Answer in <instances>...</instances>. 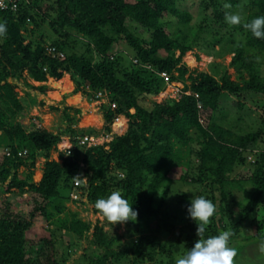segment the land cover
Segmentation results:
<instances>
[{
	"label": "trees",
	"instance_id": "trees-1",
	"mask_svg": "<svg viewBox=\"0 0 264 264\" xmlns=\"http://www.w3.org/2000/svg\"><path fill=\"white\" fill-rule=\"evenodd\" d=\"M239 1L200 0L199 3L213 9L214 20L222 22L225 5L234 8ZM245 3L248 8L245 20L264 15V0H245ZM170 16L188 29L191 16L177 7V0H20L16 11L0 10V22L7 27L6 35L0 38V145L9 149L0 161V186L4 187V192L34 195L27 216L10 212L8 203L0 206V264L66 263L57 250L52 231L49 236L39 239L40 245L36 249L27 250V242L35 238L29 234L31 227L40 217L52 220L56 227L65 228L67 233L79 239L93 230L91 243L94 252L87 257V264H128L124 260L129 258V253L135 254L131 264H144L148 260V264H162L157 257L159 250L167 254V264H176L177 258L172 253L174 244L158 249L157 238L148 232L147 226L157 220L159 229L174 230V220L178 216L168 212L167 198L177 179L178 163L182 162L179 165L188 168L192 155L197 160L195 173L184 172L178 179L208 187L207 199L214 204L219 200L216 213L207 226L209 236L218 234V227L226 230L230 225L234 238L264 201V149L259 142L264 139L263 129L241 134L212 121L224 92L240 96L247 91L264 96V77L259 76L254 65L257 57L264 62V40L254 38L240 25L233 26L244 31L245 42L237 45L231 64L238 69L244 66L247 78L240 70L235 80L227 72L219 78L205 72L193 75L182 62L188 52L189 65L196 61L191 53L192 42H186L189 38L187 33L184 32L185 36L180 39L178 33L169 29L166 19ZM44 21L57 38L51 39L43 32L39 39L25 42L26 34L21 30L28 32L29 22L39 28ZM200 30L198 27L193 36L196 37ZM146 32L148 36H141ZM48 47H54L63 56H53L54 52L49 53ZM245 54V63L237 65ZM26 68L38 82L46 81L48 76L60 79L64 71L70 75L76 91H83L89 97L92 94L86 88L93 95L98 91L104 92L108 100L101 103V107L104 108L107 132L111 131L117 115L122 114L114 125L122 128L123 120L126 123L128 118L127 131L105 143L107 149L103 144L85 146L81 157L85 168L79 178H86V181L79 185V189L82 194L87 193L88 200L94 204L98 198L120 191L138 211L137 220L126 224L137 231L139 239L117 249L122 245L117 234L108 233L103 225L82 220L77 212L68 209L65 202L81 200L70 197L75 189L73 181L76 176L72 168L76 163L68 158H64L62 163L47 160L38 184L31 181V172L22 177L18 174L22 166L33 167L36 158L48 159L50 150L60 144L66 133L61 130L52 134L45 129L27 131L22 124H6L7 115H17L23 108L21 98L17 97L16 85L7 78H18ZM173 71L178 73L177 76L172 75ZM163 72L169 81L190 79L191 84H185L184 91L192 93L182 92L178 98L161 102L149 100L151 106L144 107L140 99H151L163 91ZM63 83L73 89L67 77ZM38 90L42 91V87ZM78 96L81 95L76 93L71 98ZM31 101L36 99L31 98ZM111 103H115V109L110 107ZM238 107L242 108L243 104L239 103ZM203 114L210 116L206 126L200 122ZM261 122L264 123V112ZM92 132L88 129L78 133ZM192 132L197 135L192 137ZM68 133L73 137L77 135L76 130ZM174 144L186 146L187 151L182 152L178 147L175 151ZM76 153L78 149L73 150L70 156L74 157ZM184 154L186 162L179 159ZM250 154L255 155L251 174L247 178L233 176L235 168L245 165ZM121 174L124 179H120ZM246 182L251 185L250 189L244 187ZM234 189L244 191L246 195V203L239 205L237 214L229 205ZM178 193L186 211L190 203L188 194ZM61 212L65 213L64 218L58 217ZM225 219L227 224L223 222ZM185 220L180 230L182 232L185 228L188 232L185 246L189 250L198 239L194 234L197 225L191 222L188 214ZM251 238L261 241L264 233L257 232L247 239ZM242 242L236 241L232 247L238 249Z\"/></svg>",
	"mask_w": 264,
	"mask_h": 264
},
{
	"label": "rangeland",
	"instance_id": "rangeland-1",
	"mask_svg": "<svg viewBox=\"0 0 264 264\" xmlns=\"http://www.w3.org/2000/svg\"><path fill=\"white\" fill-rule=\"evenodd\" d=\"M128 1L133 2L136 0ZM199 2L200 0H177V7L182 11L188 12L191 16L188 29L179 25L176 18L172 16L166 19L167 22H169V29L178 33L180 39H183L185 32L189 37L186 42H192L193 50L191 53L195 57L196 61L192 65H189L187 62L188 52L183 56L182 62L187 66L189 73H192L193 75L205 72L219 78L220 75L227 72L231 79L235 80L237 79V74L240 70L244 77L247 78L248 72L244 66L241 65L238 69V67L231 64L233 57L235 56L237 45L239 43L244 44L245 42L244 31L234 29L233 26L226 24L224 19L222 22H216L213 17V9L201 5ZM230 8L225 7V11L239 12L243 18L248 12L245 0H240L237 7ZM27 27L29 30L28 32L21 30L23 34H26L25 42H28L30 39H39L42 37L43 32L47 35L49 34L51 39L57 38V35L52 33L50 30L51 28H49V24L45 21L42 22L39 28L35 27L30 22ZM198 27H201V30L198 31L200 33H197L195 37L193 36V33L197 31ZM185 29L186 31H183ZM141 36L146 37L148 36V33H143ZM246 55L247 54H245L242 58L243 60L240 59L238 61L237 65L245 63L244 59ZM257 58L259 59L254 65L257 68L259 76L264 77V62L260 57ZM177 74L178 73L176 71L172 72V75L174 76H177ZM65 77L72 82L73 89L71 85L63 83ZM7 80L16 85L15 90L17 91V97L21 98L23 105V108L19 113H17V115H7L5 118L7 125L17 126L22 124L27 131L45 129L52 134H57V132H60L61 130L66 132L62 137L60 144L50 150L48 159L38 157L34 161L33 167L22 166L19 168L18 174L21 177L22 175H25L26 172H31V181L35 184H38L42 178L44 166L47 160H55L62 163L64 158H68V160L76 163V167L74 166L72 168V173L76 176L73 184L78 181L80 185L82 182L86 181V178L83 180L79 178V175L85 168V164L81 162L85 146H102L101 144H103V146L107 149L108 146L105 143L111 141L115 135L124 134L128 129V118H126V123L123 120V128L121 125H114L117 121L116 119V121L114 120L111 124V131L107 132L105 130V120L103 116L104 108L101 107V103H106V100L90 101L88 99L89 96L84 94L83 91H76L70 75L64 71L60 79L48 76L46 81L38 82L30 76V73L26 68L22 71L18 78L15 79L10 76ZM185 84L190 86V79H186L185 82L172 80L165 83L163 91L159 92L156 96L151 97V99L147 97L146 99H140V103L144 107L149 108L151 106L149 100L161 102L169 98H178L182 92L191 94L192 92L189 90L184 91ZM39 87H42V91L38 90ZM76 93H79L81 96L71 98V96ZM31 98H35L36 101L32 102ZM239 103L243 104L242 108L238 107ZM199 106H201V104ZM263 109L264 96L261 94L246 91L242 92L240 96H237L224 92L220 97L218 109L215 111L212 121L219 124L223 128L231 131L233 130L241 134L245 133V131L248 132L256 129H263L264 131V123L261 122L264 112ZM117 116L119 117L120 115ZM209 120L210 116H208V114L200 116V122L205 126ZM88 129H92L93 132L91 134L85 133V135L78 133L79 131H86ZM70 130H76L77 135L74 137L71 136L68 133ZM194 135H197V133L192 132V137H194ZM85 137H87L88 140H86V143H82V140ZM259 142L263 150L264 139ZM69 146H71L70 149ZM177 147L178 145L174 144V149ZM178 148L182 150V152L187 151V148L184 145L179 146ZM75 149H78V153H76L74 157H71L70 154ZM176 150L178 149H175V151ZM8 151L9 149H7L5 145H0V161L3 159L4 154H7ZM21 154L24 155V151H22ZM184 156L185 154L179 159L186 162L187 158H184ZM254 161L255 156H249L246 164L243 166H237L232 175L247 178L251 174V163ZM179 163L181 164L182 162ZM179 163L175 176L177 179L172 185V191L170 192L166 203L168 212L172 215L176 214L178 216L177 219L174 220V223L176 224L174 230L167 231L164 228L159 229L157 220L149 222L147 226L149 228L148 232L157 238L156 243L158 249L161 248L162 250L163 248H167L170 243L174 244L172 253L177 259L188 251L185 246V237L188 232L185 228L182 229V232L180 230V227H182V225L187 221L185 220L187 213L184 211L181 199H178L179 193L176 194V192H186L189 199L196 196H204L206 198L209 196L208 187H203L200 184H194L189 181L183 182L178 179L180 174L184 172H188L190 175L195 173L194 167L197 163L195 155L191 156L190 166L188 168L183 165H179ZM6 183H8V181H6ZM79 185L75 186L74 184L75 189L71 191L70 197L74 200L81 198V200L75 202H65L69 210L77 212V216L82 220L91 222L92 224L103 225L104 230L108 233L117 234L119 237L118 242L122 244L117 249H120L123 245L125 247L127 243L131 244V242L135 239H139V234L136 233L137 231H135L134 228H130L126 222H118L112 226L108 221H106L99 211L95 210L94 203L88 200L86 195L87 193H81L82 191L79 189ZM244 187L246 189H250L251 185L246 182ZM3 188V186H0V206L4 203H8L10 205V212L27 216L33 202L32 198L34 195L29 192H25L20 195L15 194L14 192H4ZM245 203L246 195L244 191L234 189L233 199L229 200L231 210L237 214L240 209L239 205L241 204L243 206ZM215 205L216 208H218L219 200H217ZM58 217L64 218L65 213L61 212L58 214ZM180 218L183 220L180 221ZM235 220H237V217ZM191 222L195 223L193 220H191ZM223 222L227 224L226 219ZM218 230L219 233L224 229L218 227ZM226 230H230V225H227ZM51 231L56 240V247L59 254H62L66 259L65 264H87V257H89V254L94 252V245L91 243L93 230H90L83 238L79 239L67 233L65 228L59 229L56 227L54 223H52V220L50 222V220L48 221L43 217L36 218L33 222V226L31 227L29 234L35 238L33 240L30 239L27 242V250L31 251L36 249L40 245L39 239L44 236H49ZM125 231L127 232L125 233ZM257 232L260 234L264 233V201L259 205L257 211L251 215V219L244 222L242 228L239 230V233L231 239L232 241H230L231 247L235 245L234 243L236 241H243L238 246V249L235 248L237 255L234 258V264L264 263V253L259 251L260 240L252 238L247 239L250 235H255ZM206 234L209 236L208 231ZM128 255L129 258H125L124 262L131 264L135 254L129 253ZM157 257L161 259L162 264H167V261H169L167 254L161 252L160 250L158 251ZM148 261H144V264H148Z\"/></svg>",
	"mask_w": 264,
	"mask_h": 264
},
{
	"label": "clouds",
	"instance_id": "clouds-1",
	"mask_svg": "<svg viewBox=\"0 0 264 264\" xmlns=\"http://www.w3.org/2000/svg\"><path fill=\"white\" fill-rule=\"evenodd\" d=\"M225 7L231 6L226 4ZM224 20L229 26L240 25L246 31H249L254 38L264 40V15H257L250 20H245L239 12H226ZM6 32V24L0 22V38H3ZM164 81L165 83L170 82L169 79L168 81ZM86 90L93 96L91 90L88 88ZM88 99L90 101L92 100L90 97ZM93 100H106L107 102L108 99ZM117 117H115V121ZM251 155L253 154L249 156ZM124 178V175L121 174L120 179ZM131 205L120 191H113L106 198H98L95 201L94 207L113 226L118 222L125 223L127 221L137 220L138 211ZM186 212L188 217L197 224L196 234L198 239L195 240L185 254L176 260V264H234L237 251L234 247L230 246V241L234 233L231 230H223L212 236L206 234L207 226L216 213V205L204 196H196L190 199V203L186 207ZM259 251L264 253V238L259 243Z\"/></svg>",
	"mask_w": 264,
	"mask_h": 264
},
{
	"label": "built area",
	"instance_id": "built-area-1",
	"mask_svg": "<svg viewBox=\"0 0 264 264\" xmlns=\"http://www.w3.org/2000/svg\"><path fill=\"white\" fill-rule=\"evenodd\" d=\"M19 1L20 0H0V10L1 11H4V10L16 11L17 8H18ZM47 51L49 53H53L54 52L53 56H60V57L63 56L62 52H56L54 47H48ZM161 76L164 78V80L168 81L169 77L164 72L161 73ZM104 98H106V94L104 92H102V91H98V92L94 93L93 96L90 97V99H92V100L93 99H104ZM111 108L112 109L116 108L115 103H111ZM86 140H87V137H85L82 140V143H84ZM74 184H75V186H77V185H79V182L76 181Z\"/></svg>",
	"mask_w": 264,
	"mask_h": 264
},
{
	"label": "bare ground",
	"instance_id": "bare-ground-1",
	"mask_svg": "<svg viewBox=\"0 0 264 264\" xmlns=\"http://www.w3.org/2000/svg\"><path fill=\"white\" fill-rule=\"evenodd\" d=\"M120 119V118H117V120Z\"/></svg>",
	"mask_w": 264,
	"mask_h": 264
}]
</instances>
